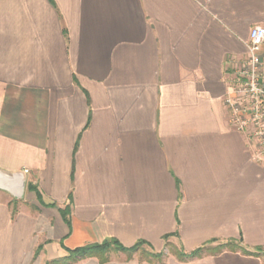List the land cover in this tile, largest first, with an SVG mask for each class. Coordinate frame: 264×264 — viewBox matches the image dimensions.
Instances as JSON below:
<instances>
[{"label": "crops", "instance_id": "obj_1", "mask_svg": "<svg viewBox=\"0 0 264 264\" xmlns=\"http://www.w3.org/2000/svg\"><path fill=\"white\" fill-rule=\"evenodd\" d=\"M255 25L264 0H0V170L31 206L12 225L0 190V264L33 221L31 264H264V156L224 106Z\"/></svg>", "mask_w": 264, "mask_h": 264}, {"label": "built area", "instance_id": "obj_2", "mask_svg": "<svg viewBox=\"0 0 264 264\" xmlns=\"http://www.w3.org/2000/svg\"><path fill=\"white\" fill-rule=\"evenodd\" d=\"M264 26L249 31L247 55L228 86L224 106L229 124L253 142L259 156H264V61L260 54Z\"/></svg>", "mask_w": 264, "mask_h": 264}, {"label": "trees", "instance_id": "obj_3", "mask_svg": "<svg viewBox=\"0 0 264 264\" xmlns=\"http://www.w3.org/2000/svg\"><path fill=\"white\" fill-rule=\"evenodd\" d=\"M29 189H34L35 187L32 185L28 186ZM37 196L39 197V193L36 191ZM69 207L68 205L62 210V216L67 221V214H68ZM142 242H136L134 245L130 247H123L117 240L110 239L105 240L100 244H87L78 248H75L73 250H70V254L64 257L53 259L49 262H46L45 264H68L70 261H76L79 258H83L86 256L94 255L95 253H101L104 254L109 248L113 247L116 250H121L125 252H132L134 251L138 246H140ZM223 245H219L216 248H214L215 251L220 250ZM40 246L37 248L34 256L36 257L39 253ZM203 250V247H200L190 253H180L179 257L185 258V257H194L199 255ZM162 253L157 254L159 257ZM102 259H105V257H102Z\"/></svg>", "mask_w": 264, "mask_h": 264}, {"label": "rangeland", "instance_id": "obj_4", "mask_svg": "<svg viewBox=\"0 0 264 264\" xmlns=\"http://www.w3.org/2000/svg\"><path fill=\"white\" fill-rule=\"evenodd\" d=\"M6 194H8L9 196H11L8 192L4 191ZM7 195H2V197H0L2 199V201L7 200ZM12 197V196H11ZM13 198V197H12ZM24 198V195L22 198L20 199H15L13 198L15 201H12V204L9 206V212L12 211V219H11V223L12 225L15 223V221L17 220V218L19 217V212H20V208L24 209V210H30L31 206L28 205V207H21V205H17V203L22 200ZM4 199V200H3ZM36 229H37V224H35V222H31L29 224V229H28V238H27V245L26 243L22 240V242L24 243V247H22V256L19 260V263L21 264H31L32 263V252L36 243ZM35 262V261H34Z\"/></svg>", "mask_w": 264, "mask_h": 264}, {"label": "water", "instance_id": "obj_5", "mask_svg": "<svg viewBox=\"0 0 264 264\" xmlns=\"http://www.w3.org/2000/svg\"><path fill=\"white\" fill-rule=\"evenodd\" d=\"M26 178L23 172H3L0 170V190L8 192L13 198L20 199L24 195Z\"/></svg>", "mask_w": 264, "mask_h": 264}]
</instances>
